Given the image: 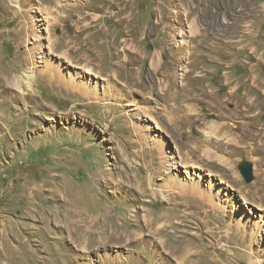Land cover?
Returning a JSON list of instances; mask_svg holds the SVG:
<instances>
[{
	"label": "rangeland",
	"instance_id": "obj_1",
	"mask_svg": "<svg viewBox=\"0 0 264 264\" xmlns=\"http://www.w3.org/2000/svg\"><path fill=\"white\" fill-rule=\"evenodd\" d=\"M63 54L100 99L50 76ZM0 264H264V0H0Z\"/></svg>",
	"mask_w": 264,
	"mask_h": 264
},
{
	"label": "bare ground",
	"instance_id": "obj_2",
	"mask_svg": "<svg viewBox=\"0 0 264 264\" xmlns=\"http://www.w3.org/2000/svg\"><path fill=\"white\" fill-rule=\"evenodd\" d=\"M19 0H16V2ZM92 1V0H91ZM114 3V2H113ZM131 21V20H130ZM103 23V22H102ZM95 27V26H94ZM99 27V26H98ZM105 36V35H104ZM115 42V41H114ZM124 42V41H123ZM35 43L36 45L42 49V43L40 41V39L37 37V35H35ZM114 45V44H113ZM133 46V45H132ZM114 48V47H113ZM132 48V47H130ZM125 50V49H123ZM46 51V50H45ZM126 51V50H125ZM51 52H52V48L49 47V51H47V57L49 59H51ZM121 52V51H120ZM40 53H42L40 51ZM130 53V52H129ZM137 56V55H136ZM46 58V57H45ZM120 58V57H119ZM137 58V57H136ZM141 58V57H140ZM38 59H41L40 56H38ZM55 61L54 63L48 67V69H50V72H52V75H50L52 78L57 79L58 81H60L61 83H63L64 81L66 82V80H68V82H66L67 84H69V86H71V88H74L80 95H82L85 98L88 99H100L99 95H98V87H100L99 82L98 81H93V73H94V68L89 67V66H85V69L87 72H72L70 70V68L66 65V63H70L68 57L66 54H63L61 57L59 58H54ZM53 59V60H54ZM123 59V58H122ZM142 59V58H141ZM150 59V58H149ZM127 60V59H126ZM51 61V60H50ZM124 61V60H123ZM133 61V60H132ZM139 61V60H138ZM29 62L31 63V58L29 56ZM39 62H42V60H39ZM137 62V61H136ZM152 66L156 69H158L160 67V58H156L154 57L152 60ZM50 63V62H49ZM46 64V62H45ZM132 64V63H131ZM31 65V64H30ZM161 70V69H160ZM32 72V73H31ZM31 72H27L25 73V76L23 75L22 78H19L17 81L14 82L15 87L17 88H21L26 86L27 90L32 88V83H33V79L35 77L36 74H34V71ZM159 72V71H158ZM115 73V72H114ZM66 74L67 77L65 76ZM139 74V73H138ZM158 74V73H157ZM156 74V75H157ZM137 75V74H136ZM111 77V76H110ZM113 77H116L117 79H120L119 77L116 76V73L113 75ZM140 78V76H139ZM97 80V79H96ZM118 84L116 81H114L113 79L111 81H107L105 83L104 88L105 91L110 90L111 88L114 90L113 93L111 95H109V100H115L119 98V92H117L114 88L113 85ZM23 91V90H22ZM106 94V92H104ZM121 97V96H120ZM178 98V96H175V98ZM174 98V99H175ZM176 103V102H175ZM148 117H150L155 124L156 128H161V129H165V125H162L159 118L153 117L152 115H149ZM168 117V116H167ZM171 119V118H169ZM145 121V120H144ZM146 122H148V120H146ZM147 127V126H146ZM149 128V127H148ZM154 128V127H153ZM218 130V127L215 124H212L209 127V132L207 134V136L210 137H214V135H216V131ZM258 138V137H257ZM154 145H156L158 147V149H165L164 146L161 144V142H157L156 140H154L153 142ZM207 156L210 160L212 161H217L220 164L225 165L226 161L214 154L211 150L207 151ZM163 158H165L166 156H162ZM170 160H172V162H170V165L175 166L176 163V159L174 156H170L169 158ZM167 168V167H166ZM172 170V171H171ZM167 172L169 175H167V183H168V187L171 190H176L175 193L181 192V193H190V194H195L198 195L199 198H202L204 200H206L208 203H210L209 205L211 206H215L216 208H218V203H215L214 201V197L213 193H214V189L212 187L213 183L210 180L207 185L203 186L202 185V180H201V176L198 174H193L190 170H187L186 173H181L179 171H174V168H167ZM196 177V178H195ZM198 177L200 179H198ZM65 188V187H64ZM66 190L68 189L65 188ZM69 192V191H68ZM184 195V194H183ZM64 197V202L68 204L69 206V202H67L68 200L65 199ZM179 197V196H178ZM183 196H180V198ZM184 198V197H183ZM66 205V204H65ZM167 215H163V218H166ZM161 217H159L160 219ZM160 221V220H159ZM150 222L154 223L156 222V220H151ZM80 224H83V220L80 221ZM94 224V225H92ZM90 225L91 227H97V222L95 221L94 218L91 219L90 222H88V220L85 222V228L88 227ZM92 225V226H91ZM82 227V226H81ZM155 229V228H154ZM159 230V229H158ZM157 230V232H158ZM155 232V231H154ZM112 233V232H111ZM111 237V236H110ZM109 237V238H110ZM114 237V236H113ZM145 237V236H144ZM102 240V239H101ZM99 242V241H98ZM109 242V241H108ZM133 241H129L127 242L128 244H130ZM101 243V242H100ZM107 244V243H106ZM110 244V243H109Z\"/></svg>",
	"mask_w": 264,
	"mask_h": 264
},
{
	"label": "water",
	"instance_id": "obj_3",
	"mask_svg": "<svg viewBox=\"0 0 264 264\" xmlns=\"http://www.w3.org/2000/svg\"><path fill=\"white\" fill-rule=\"evenodd\" d=\"M239 171L247 183H251L254 180V167L251 163L243 162L240 165Z\"/></svg>",
	"mask_w": 264,
	"mask_h": 264
}]
</instances>
